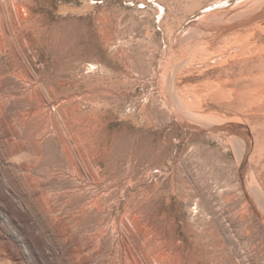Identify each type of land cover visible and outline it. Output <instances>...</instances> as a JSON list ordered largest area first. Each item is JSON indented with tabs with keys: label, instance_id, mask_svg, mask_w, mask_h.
Instances as JSON below:
<instances>
[{
	"label": "rangeland",
	"instance_id": "1",
	"mask_svg": "<svg viewBox=\"0 0 264 264\" xmlns=\"http://www.w3.org/2000/svg\"><path fill=\"white\" fill-rule=\"evenodd\" d=\"M262 75L264 0H0V264H264Z\"/></svg>",
	"mask_w": 264,
	"mask_h": 264
},
{
	"label": "bare ground",
	"instance_id": "2",
	"mask_svg": "<svg viewBox=\"0 0 264 264\" xmlns=\"http://www.w3.org/2000/svg\"><path fill=\"white\" fill-rule=\"evenodd\" d=\"M262 54V53H261ZM262 66V65H261ZM90 68H96V66L94 65V64H91V66H90ZM257 75V74H256ZM262 76H264V75H262ZM256 77H258V76H256ZM19 78V77H18ZM259 79V78H258ZM24 84V83H23ZM264 85V84H263ZM24 87V86H23ZM253 88H256V87H253ZM259 88V87H258ZM179 90V89H178ZM249 91V90H248ZM181 92V91H180ZM257 92V91H256ZM256 93H254V95H255ZM264 95V94H263ZM36 108V107H35ZM52 114V113H51ZM36 115V114H35ZM41 115V114H40ZM33 116H34V114H33ZM41 117V116H40ZM37 118V117H36ZM36 122V121H35ZM44 122V121H43ZM45 123V122H44ZM50 123V122H49ZM26 125V124H25ZM46 127V126H45ZM54 127V126H53ZM94 127V126H93ZM33 128V127H32ZM37 128V127H36ZM48 130V129H47ZM41 135V134H40ZM89 138V137H88ZM62 141V140H61ZM22 142V141H21ZM81 143V142H80ZM18 148V147H17ZM11 151V150H10ZM25 169V168H24ZM88 170V169H87ZM61 177V176H60ZM74 190V189H73ZM76 197V196H75ZM45 203V202H44ZM87 215V214H86ZM90 252V251H89ZM163 255V254H162ZM133 258V257H132ZM132 263V262H131ZM135 264V263H134ZM165 264V263H164Z\"/></svg>",
	"mask_w": 264,
	"mask_h": 264
}]
</instances>
